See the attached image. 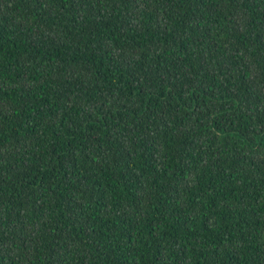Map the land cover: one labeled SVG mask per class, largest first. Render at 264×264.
Returning <instances> with one entry per match:
<instances>
[{"label":"trees","instance_id":"trees-1","mask_svg":"<svg viewBox=\"0 0 264 264\" xmlns=\"http://www.w3.org/2000/svg\"><path fill=\"white\" fill-rule=\"evenodd\" d=\"M0 264H264V0H0Z\"/></svg>","mask_w":264,"mask_h":264}]
</instances>
